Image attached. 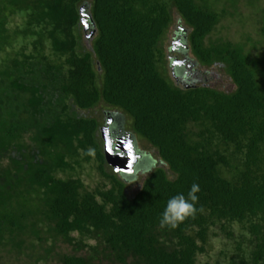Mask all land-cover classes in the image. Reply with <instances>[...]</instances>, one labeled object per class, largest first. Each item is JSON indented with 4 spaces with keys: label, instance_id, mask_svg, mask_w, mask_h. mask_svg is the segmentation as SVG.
<instances>
[{
    "label": "trees",
    "instance_id": "obj_1",
    "mask_svg": "<svg viewBox=\"0 0 264 264\" xmlns=\"http://www.w3.org/2000/svg\"><path fill=\"white\" fill-rule=\"evenodd\" d=\"M226 14L211 0H0V264L47 262L58 242L75 250L61 264H198L220 237L216 264H264V49L208 42ZM261 26L264 38V13ZM211 66L231 92L195 71ZM99 105L162 165L140 169L132 197L137 174L105 160L106 120L81 115ZM84 164L102 180L93 190ZM193 183L203 211L161 229L168 199Z\"/></svg>",
    "mask_w": 264,
    "mask_h": 264
},
{
    "label": "rangeland",
    "instance_id": "obj_2",
    "mask_svg": "<svg viewBox=\"0 0 264 264\" xmlns=\"http://www.w3.org/2000/svg\"><path fill=\"white\" fill-rule=\"evenodd\" d=\"M211 2L214 3L217 12L221 13L222 9H225L227 11V14L221 19L216 30L210 35V37L207 38L208 42H210V40L215 41L218 39H224L235 43H247V49H251L253 46H256V50H254L255 53L264 49V38L262 37L260 32L264 13V0H239L238 5L236 6V10L232 9L230 7V4L227 3L226 0H211ZM176 29V25H173L171 27L167 36V40L165 42L166 49L171 44V41L173 40L172 37H174L173 31H175ZM248 38L250 39L249 42H247ZM175 46L176 44H174L173 48ZM178 53L181 54L182 52L177 51L172 54V56L176 57V59H174L175 64H177L178 62L180 63L179 58H177L179 56ZM181 58L184 60L183 53ZM195 71L199 72L202 76L204 75L205 77L203 76V78H205L208 84L214 89L224 92H231L234 88L232 82L220 67H196ZM188 78L189 77H187L185 80H187ZM190 80H193V78H190ZM105 111L106 110L104 109V107L99 105L89 112H81V115L85 114L87 116L96 117L102 123L104 122V120H106L105 118L107 114H111L114 112L107 111L105 113ZM138 150L150 157V161L152 162L150 167L151 170H153L156 165H161L158 164L159 162L156 150L153 149L147 142L139 140ZM91 166L92 164H84L83 169L80 171V177L89 190L95 189L102 183L99 174L95 169H91ZM145 176V173H139L136 175V178H134L132 182L129 181L127 183L126 191L129 197H132L137 193L142 185ZM235 233L238 234L237 230H235ZM222 238L223 237L212 239L209 242V245L207 246L208 253L207 255L201 256L199 258L198 264H216V261H221L222 263L221 258H219V254L221 253V251L225 250L227 252V250L229 249V246L226 245V242H224ZM48 246H50V242L48 243ZM64 253L75 254L74 245H68L62 242H58L50 260L44 263L35 264H61L59 261V255H62ZM79 254H85V250L80 251ZM2 255H4V257H8V255L3 251L1 252L0 256L2 257ZM2 264H34V260H27V258L22 255L16 260H4L2 261ZM103 264L111 263L105 262Z\"/></svg>",
    "mask_w": 264,
    "mask_h": 264
},
{
    "label": "clouds",
    "instance_id": "obj_3",
    "mask_svg": "<svg viewBox=\"0 0 264 264\" xmlns=\"http://www.w3.org/2000/svg\"><path fill=\"white\" fill-rule=\"evenodd\" d=\"M174 44L178 45L179 43L176 40L174 41ZM181 56L182 54H179V60L180 62H183L184 60L181 58ZM109 118L110 116L108 117L106 123L102 125L101 128L107 126V122L109 121ZM200 191L201 189L199 184L193 183L187 195L183 193H179L168 199L167 204L163 212L161 213L159 219V227L161 229H169V230L176 229L177 227H179L181 223L185 222L187 219L194 218L197 211H203L202 207L200 209H197L196 207V205L199 202V196L197 194Z\"/></svg>",
    "mask_w": 264,
    "mask_h": 264
},
{
    "label": "water",
    "instance_id": "obj_4",
    "mask_svg": "<svg viewBox=\"0 0 264 264\" xmlns=\"http://www.w3.org/2000/svg\"><path fill=\"white\" fill-rule=\"evenodd\" d=\"M83 8H81V20L82 25L84 27V32L86 37L89 38L90 34V27L87 22V18L89 15L83 12ZM90 19V18H89ZM110 121L107 122V126L101 128L102 139L104 141V155L107 164L113 168L114 172L117 174L123 175H131L135 172V165L137 164L138 160L141 158V155L137 154L133 148V142L131 139L128 140V147L124 150V154L122 153H115V150L119 151L122 150L120 146L112 148L110 137H109V125ZM131 148V149H129ZM129 149V150H128Z\"/></svg>",
    "mask_w": 264,
    "mask_h": 264
},
{
    "label": "flooded vegetation",
    "instance_id": "obj_5",
    "mask_svg": "<svg viewBox=\"0 0 264 264\" xmlns=\"http://www.w3.org/2000/svg\"><path fill=\"white\" fill-rule=\"evenodd\" d=\"M109 116H110L109 137L112 148L115 149V147L120 146L122 150H120V152L115 150V153L124 154V150H126L128 147V143H129L128 140L129 139L133 140L132 142L135 152L141 155V158L138 160L137 164L135 165V172L133 174L135 175V174L143 173L142 170L145 167L151 166L152 162L150 161V157L138 150V141L135 139V137L132 134L126 131V128L124 126L125 118L123 117V115L121 113L114 111L113 113L106 115V120Z\"/></svg>",
    "mask_w": 264,
    "mask_h": 264
}]
</instances>
